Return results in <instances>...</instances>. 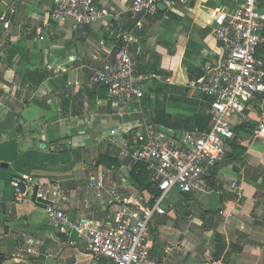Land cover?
Listing matches in <instances>:
<instances>
[{"label": "crops", "instance_id": "crops-1", "mask_svg": "<svg viewBox=\"0 0 264 264\" xmlns=\"http://www.w3.org/2000/svg\"><path fill=\"white\" fill-rule=\"evenodd\" d=\"M57 1L0 3V10L16 9L10 27H0V264H106L76 235L53 229L48 201L37 198L30 181L56 192L49 199L72 219L93 224L113 221L116 210L106 190L89 187L91 176L105 175L121 197L145 203L152 194L138 185L136 163L121 154L130 131L177 115L180 128H172L188 131L209 113L211 99L193 87L203 65L221 54L206 8L232 3L178 2L142 20L131 10L133 0H99L107 15L75 26L51 22ZM109 23L116 28L108 31ZM119 32L132 38L140 72L156 69L165 77L149 86L159 99L152 108H114L105 90L89 85L91 74L125 43ZM263 112L264 95L248 108L247 122L232 119L236 137L206 191L191 195L175 188L166 196V213L151 226L150 264H264V136L252 135ZM17 182L27 191L23 200Z\"/></svg>", "mask_w": 264, "mask_h": 264}, {"label": "built area", "instance_id": "built-area-1", "mask_svg": "<svg viewBox=\"0 0 264 264\" xmlns=\"http://www.w3.org/2000/svg\"><path fill=\"white\" fill-rule=\"evenodd\" d=\"M188 1L133 0L131 10L144 20L156 15L159 4L172 8ZM230 1L231 5H219L214 10L206 8L212 12L214 34L221 49L218 61L206 62L203 77L193 84L195 90L211 99L208 129L180 132L162 123L147 122L130 131L131 143L122 150L125 159L147 165L151 181L160 190L158 196H149L145 203L133 201L108 186L105 175L91 176L89 187L106 190L116 210L113 221L93 224L87 219H72L56 200L49 199L50 194L56 198V192L51 193L43 182L30 179L38 187L37 198L48 201L46 211L53 229L68 237L76 235L89 254L106 260V264H150L151 226L155 217L166 213V196L175 188L191 195L207 190L208 177L225 161L229 143L236 137L232 119L236 118L239 124L247 122L248 108L264 95V0ZM15 11L14 6L0 10L2 29L10 27ZM106 15L99 0H58L49 19L56 24L70 21L79 26L96 24ZM114 28L115 23L108 24V31ZM117 36L125 43L112 50L91 74L89 85L104 87L114 108L129 109L141 103L151 83L164 82L165 77L153 70L140 72L131 49L132 38L126 32ZM252 135L264 136V112ZM16 192L18 200L26 198L27 191L19 182ZM30 245L29 252L35 244L31 241Z\"/></svg>", "mask_w": 264, "mask_h": 264}, {"label": "trees", "instance_id": "trees-1", "mask_svg": "<svg viewBox=\"0 0 264 264\" xmlns=\"http://www.w3.org/2000/svg\"><path fill=\"white\" fill-rule=\"evenodd\" d=\"M155 72L160 73L159 71H157L156 69L154 70ZM98 89H103L106 92V89L104 87H98ZM211 101V100H210ZM157 102L156 99L152 98V89L149 88V91H147L145 93V96L142 98L141 100V105L144 107H148L149 105H153V103ZM181 115H177L173 117V121L171 122H167L166 120H156L158 123H164L165 125H168L170 127H174V128H180L179 124H177L175 121H180L179 119H181L180 117ZM171 117V115H168V118ZM211 114L210 111L209 113H205L204 115L202 114L201 116H199L197 118V120L195 121V123L193 122V124L191 123L190 126L185 127V129L187 130H207L208 129V124H209V120H210ZM189 121H193L191 118L189 119ZM233 140V139H232ZM235 141L232 142V146L235 147ZM231 144V141H230ZM136 170L139 169L138 171L139 173V177L137 178V182L138 185L143 186V188H147L152 196H158L160 194V190L158 189V187L151 181V172L148 169L147 165L142 164V163H136ZM146 171H149L147 173H149L148 175H146ZM146 175V176H145ZM140 178V179H139Z\"/></svg>", "mask_w": 264, "mask_h": 264}, {"label": "water", "instance_id": "water-1", "mask_svg": "<svg viewBox=\"0 0 264 264\" xmlns=\"http://www.w3.org/2000/svg\"><path fill=\"white\" fill-rule=\"evenodd\" d=\"M159 9H165V6L162 5V4H159ZM2 166L6 167L7 164H2ZM72 262H74V259H69L68 260V263H72Z\"/></svg>", "mask_w": 264, "mask_h": 264}, {"label": "rangeland", "instance_id": "rangeland-1", "mask_svg": "<svg viewBox=\"0 0 264 264\" xmlns=\"http://www.w3.org/2000/svg\"><path fill=\"white\" fill-rule=\"evenodd\" d=\"M205 96V95H204ZM206 97H208L209 98V96H206ZM210 99V98H209ZM157 101H159V99H156ZM155 104H156V102H155ZM153 105H154V103H153ZM153 105H150V107L152 108L153 107ZM8 173H10L9 172V170H8ZM74 240V238L72 239V241Z\"/></svg>", "mask_w": 264, "mask_h": 264}]
</instances>
